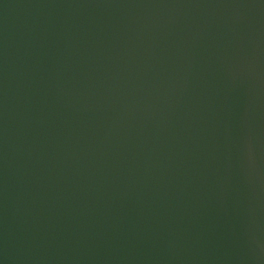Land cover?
Returning a JSON list of instances; mask_svg holds the SVG:
<instances>
[{
    "label": "water",
    "instance_id": "water-1",
    "mask_svg": "<svg viewBox=\"0 0 264 264\" xmlns=\"http://www.w3.org/2000/svg\"><path fill=\"white\" fill-rule=\"evenodd\" d=\"M0 264H264V0H0Z\"/></svg>",
    "mask_w": 264,
    "mask_h": 264
}]
</instances>
